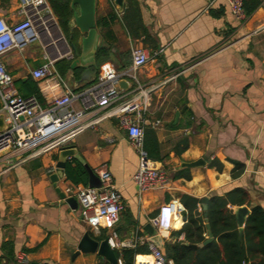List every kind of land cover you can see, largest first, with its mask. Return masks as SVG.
<instances>
[{
  "label": "crops",
  "instance_id": "obj_1",
  "mask_svg": "<svg viewBox=\"0 0 264 264\" xmlns=\"http://www.w3.org/2000/svg\"><path fill=\"white\" fill-rule=\"evenodd\" d=\"M121 4L95 3L99 47L108 50L105 63L124 74L119 81L127 85L125 90L119 87L118 98L109 106L98 107L94 98L85 105L81 98L95 83L99 67L89 69L96 78L83 87L78 86L82 76L93 78L85 75L88 69L73 72V91L65 81L68 71L64 76L57 72V62L75 65L77 57L53 14L57 28L52 39L39 35L22 50L13 49L0 58L16 89L26 80L36 83L43 103L37 101L43 108L55 97L74 94L71 107L84 112L82 123L89 126L63 147L74 149L96 175L100 170L111 174L123 206L118 221L112 231H92L81 221L78 202L75 208L59 198L50 176L63 147L41 154L6 151L0 156V264H19L20 258L29 264H108L96 253L73 257L82 236L88 232L102 241L114 233L118 242L130 244L112 248L120 254L153 244L147 224L160 238L163 253L164 244L176 239L171 234L184 225L185 208L180 203L184 195L199 200L198 209L204 213L203 198L239 188L248 195L249 206H244L249 213L255 206L264 211V0L242 24L230 15L225 0H121ZM19 10L18 0H0V18L7 23L23 19ZM135 48L144 49L150 57L138 69L132 67ZM47 60H55L62 83L32 79L31 71ZM125 103L139 104V110L129 115L142 128L143 137L146 129L156 136L160 161L151 160L168 174L171 183L166 190L139 194L132 181L139 156L117 115ZM201 158L206 160L203 167L180 168L182 162ZM74 161L67 157L65 164ZM213 161L221 170L210 166ZM238 168L240 173L233 177ZM180 169H188L185 174L190 179H173ZM77 187L88 186L71 183L64 170L56 188L66 198H75ZM170 201L178 213L171 229L160 232L151 219ZM229 208L234 211L236 206ZM10 253L13 262L7 261ZM133 264H153L150 252L135 255Z\"/></svg>",
  "mask_w": 264,
  "mask_h": 264
},
{
  "label": "built area",
  "instance_id": "obj_2",
  "mask_svg": "<svg viewBox=\"0 0 264 264\" xmlns=\"http://www.w3.org/2000/svg\"><path fill=\"white\" fill-rule=\"evenodd\" d=\"M112 1V0H110ZM230 15L239 24L246 21L243 0H225ZM19 14L23 19L16 23H7L0 18V58L13 49L22 50L39 35L52 39L57 28L46 0H18ZM160 53V52H158ZM157 55V54H156ZM58 57L61 58L60 54ZM72 59V56L69 57ZM132 67L138 69L150 60L147 52L141 48L131 51ZM55 60H47L43 65L31 71L35 81L58 80L62 78L54 69ZM124 74H118L110 63H103L95 83L82 93L85 105L94 98L98 107H106L115 102L119 96V80ZM74 94L68 92L55 97L43 108L35 97H22L14 86L12 76L0 61V116L5 128L0 131V156L9 150L19 154L31 152L41 154L69 144L79 133L89 126L82 123L84 112L71 107ZM139 110V104L125 103L117 109L120 126L127 132L131 147L139 156V165L132 177L138 193L154 190H166L171 180L161 168H157L143 148V130L136 119L129 113ZM101 185L99 188L77 187L75 199L80 209V218L92 231L106 229L112 231L123 209L117 189L112 183L111 174L100 170L97 174ZM178 210L175 202L170 201L161 206L151 224L160 232L171 229ZM114 240V241H113ZM110 248H124L130 244L118 242L116 236L108 239ZM148 250L153 264H164L161 250L149 244ZM19 264H29L26 258H20ZM120 264V262H118Z\"/></svg>",
  "mask_w": 264,
  "mask_h": 264
},
{
  "label": "trees",
  "instance_id": "obj_3",
  "mask_svg": "<svg viewBox=\"0 0 264 264\" xmlns=\"http://www.w3.org/2000/svg\"><path fill=\"white\" fill-rule=\"evenodd\" d=\"M70 2L71 0H47L52 14L57 19L60 31L79 54L80 48L77 41L80 34L76 29L71 31L68 25L73 16ZM259 4L260 0H243L246 16H250ZM96 25H99V22H96ZM106 60H108V50L103 46L98 47L95 54L96 67L105 63ZM55 67L61 76H64L70 69L74 73L81 70L75 69L72 63L64 60L57 62ZM20 86H17V90L22 97L34 96L39 103H43L37 85L32 80H26L20 83ZM143 148L150 159L160 161L159 145L154 132L150 129L144 130ZM185 148L186 144L180 151ZM177 152L179 154V151ZM210 166L221 170L218 162L213 161ZM64 170L66 179L71 183L87 185V172L77 161H74V164H65ZM240 171V168L237 172L234 170L232 176L236 177ZM186 172L188 169L176 170L173 179H190V176L185 174ZM180 203L185 208L182 213L184 225L179 231L171 234L176 238L175 241L164 244L162 253L164 264H168L169 261L173 264H264V211L259 206L250 208V213L243 226L242 238L239 241L235 216L229 208V206H249L248 195L244 190L235 188L224 195L211 196L206 203V222L203 212L198 209L199 200L184 195ZM206 224L210 228L212 241L201 247H193L206 240ZM180 236H183V240L179 241L177 239ZM6 246L4 245L3 249ZM115 254L121 258L122 264H133L135 255L149 254V251L147 245L144 244L134 249H124L120 254L115 252ZM7 261H14L11 253L7 254Z\"/></svg>",
  "mask_w": 264,
  "mask_h": 264
},
{
  "label": "water",
  "instance_id": "obj_4",
  "mask_svg": "<svg viewBox=\"0 0 264 264\" xmlns=\"http://www.w3.org/2000/svg\"><path fill=\"white\" fill-rule=\"evenodd\" d=\"M115 4H117L119 7H121V0H114ZM95 3L96 0H71L70 2V8L73 10V17L69 21L68 25L70 30L76 29L81 37L77 41V45L80 48V54L78 55L74 46L71 45V50L73 54L77 57L75 61L74 68L75 69H88L85 71V75H91L93 78L91 80H84V77L82 76L81 81L78 84L79 87H83L93 81H95L96 73L90 72V68L96 69L95 64V54L99 47L100 43V37L96 31L95 28ZM77 7V11H75V8ZM65 81L68 84V87L73 91L76 89V82H74L73 77V70H68V73L65 77ZM85 81V82H84ZM87 81V82H86ZM119 87L123 90L127 89V85L125 81H119L118 82ZM179 112H176V118L178 117ZM5 128L3 117L0 116V131H2ZM67 157H70L77 162H79L81 165H83L84 169L87 172L88 180H87V186L89 188H99L101 185L100 179L98 176L93 172L92 169H90L85 163L84 160L76 154L75 150L68 147H63L59 154V161L56 164V168L54 173L50 176V180L53 183V186L56 190V193L58 194L59 198L61 200H64L67 204L70 206L77 207V200L74 197L66 198L65 194L61 192L58 188H56V183L62 179L65 169V160ZM206 160L205 159H199L194 162L184 163L182 162L180 164V168H198L203 167L205 165ZM202 208H203V215L205 222L206 219V203L207 198H203L201 200ZM233 214L235 216L236 225L238 228V234H239V241H241L242 238V230L243 226L246 220V217L249 214V209L246 206H240L236 207L233 211ZM145 229L148 231V233L151 235V242L156 245L158 248L162 247L160 238L156 235L154 229L150 226V224H147ZM206 230H207V236L208 238L200 245L193 246V247H201L210 241H212V235L210 232L209 226L206 224ZM96 253L98 256L103 258L108 264H118L117 258L115 256L114 251L110 248L108 239L105 238L104 240L100 241L96 238H94L92 235H90L88 232H86L81 240L79 241V244L77 246V251L73 254V257L78 256L79 254H94Z\"/></svg>",
  "mask_w": 264,
  "mask_h": 264
},
{
  "label": "rangeland",
  "instance_id": "obj_5",
  "mask_svg": "<svg viewBox=\"0 0 264 264\" xmlns=\"http://www.w3.org/2000/svg\"><path fill=\"white\" fill-rule=\"evenodd\" d=\"M55 35H56V36H57V35L59 36V31H58V32L56 31V34H55ZM60 38H62V37H60ZM61 40H63V39H61Z\"/></svg>",
  "mask_w": 264,
  "mask_h": 264
}]
</instances>
